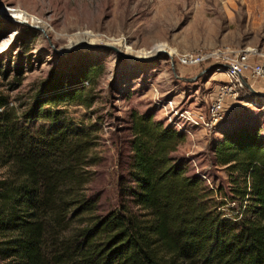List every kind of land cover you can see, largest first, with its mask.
<instances>
[{"label": "trees", "instance_id": "obj_1", "mask_svg": "<svg viewBox=\"0 0 264 264\" xmlns=\"http://www.w3.org/2000/svg\"><path fill=\"white\" fill-rule=\"evenodd\" d=\"M100 72L95 65L53 71L21 123L0 97V164L7 169L0 179V261L264 264V144L247 130L228 135L216 150L234 184L227 194L191 175L176 156L185 134L134 113L123 203L98 214L88 189L99 162L94 132L87 124L54 123L65 105L91 108L85 84ZM40 121L50 125L35 130ZM231 203L238 210L229 216Z\"/></svg>", "mask_w": 264, "mask_h": 264}, {"label": "rangeland", "instance_id": "obj_2", "mask_svg": "<svg viewBox=\"0 0 264 264\" xmlns=\"http://www.w3.org/2000/svg\"><path fill=\"white\" fill-rule=\"evenodd\" d=\"M10 11L23 12L25 22L13 20ZM86 33L94 36L92 45L83 43ZM224 46L264 51V0H0V97L8 102L4 111L21 123L53 71L100 67L95 80L85 84L91 108L65 105L54 123L68 129L87 124L94 132L99 162L90 169L88 189L98 199L100 216L123 203L134 113L152 115L185 134L176 156L191 175L228 194L234 184L216 150L242 130L264 144V98L244 90L242 102H234L215 127L194 126L184 116L206 114L225 77L208 64L187 67L170 58ZM260 89L264 92V85ZM49 125L40 121L33 128ZM6 172L0 164V179ZM237 205L224 211L235 215L230 209L238 210Z\"/></svg>", "mask_w": 264, "mask_h": 264}, {"label": "built area", "instance_id": "obj_3", "mask_svg": "<svg viewBox=\"0 0 264 264\" xmlns=\"http://www.w3.org/2000/svg\"><path fill=\"white\" fill-rule=\"evenodd\" d=\"M179 64L187 67L208 64L214 73L223 75L225 79L216 85L212 93L206 114H189L184 116L194 126L211 129L224 118L228 106L234 102H242L240 94L248 90L250 94H264L260 89L264 85V51L255 47H219L199 49L180 55L170 56Z\"/></svg>", "mask_w": 264, "mask_h": 264}, {"label": "bare ground", "instance_id": "obj_4", "mask_svg": "<svg viewBox=\"0 0 264 264\" xmlns=\"http://www.w3.org/2000/svg\"><path fill=\"white\" fill-rule=\"evenodd\" d=\"M11 12V11H10ZM10 15H11V17L13 18V20H16V21H19L20 23H23V22H25V20H26V15L23 13V12H21V11H13V12H11L10 13ZM85 35V37L83 38L82 37V41H83V43L85 42L86 44L85 45H88V44H90V45H92V42L90 41L91 40V38H93L94 36L91 34V33H86V34H84ZM122 42H120V44H121ZM122 45L124 46L125 45V43H122ZM86 47V46H85ZM170 56V55H169Z\"/></svg>", "mask_w": 264, "mask_h": 264}, {"label": "water", "instance_id": "obj_5", "mask_svg": "<svg viewBox=\"0 0 264 264\" xmlns=\"http://www.w3.org/2000/svg\"><path fill=\"white\" fill-rule=\"evenodd\" d=\"M26 25H28L29 27H31V28H35V29H39L38 27H33V25H29L28 23H25ZM43 32H45V30L44 29H41ZM253 92L256 94V95H258V96H264V94L262 95V94H259V93H257L256 91H254L253 90Z\"/></svg>", "mask_w": 264, "mask_h": 264}, {"label": "crops", "instance_id": "obj_6", "mask_svg": "<svg viewBox=\"0 0 264 264\" xmlns=\"http://www.w3.org/2000/svg\"><path fill=\"white\" fill-rule=\"evenodd\" d=\"M215 90H216V88H215ZM232 104H233V103H232ZM230 106H232V105L230 104L228 107H230ZM226 112H228V110H227Z\"/></svg>", "mask_w": 264, "mask_h": 264}]
</instances>
